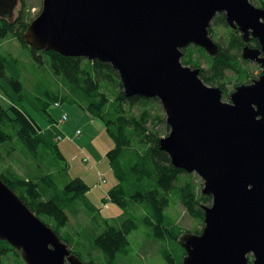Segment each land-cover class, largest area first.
I'll return each instance as SVG.
<instances>
[{"label":"water","instance_id":"1","mask_svg":"<svg viewBox=\"0 0 264 264\" xmlns=\"http://www.w3.org/2000/svg\"><path fill=\"white\" fill-rule=\"evenodd\" d=\"M20 0H0V17L14 16ZM218 13L239 28L243 57L261 75L223 99L201 69L182 62L197 44L218 56L210 34ZM39 50L108 62L125 96L159 98L170 126L159 141L176 168L198 173L204 228L180 240L183 264H264V8L250 0H43L24 33ZM0 240L26 264H87L0 177Z\"/></svg>","mask_w":264,"mask_h":264},{"label":"rangeland","instance_id":"2","mask_svg":"<svg viewBox=\"0 0 264 264\" xmlns=\"http://www.w3.org/2000/svg\"><path fill=\"white\" fill-rule=\"evenodd\" d=\"M250 1L254 5L264 8V0ZM25 2L23 5L22 1H19L14 16H12V19L8 18L10 21H17L20 9L24 8L23 16L20 15L19 20L30 22L43 8V0H25ZM222 16L223 14L219 13L212 21L211 35L225 52L238 55V70L236 68L215 69L212 75L213 84L208 82L207 84L221 86L224 90L223 99L230 101V94L235 90V87L241 83H251L252 80L261 75L262 68L259 63L243 57V49L246 45L243 33L238 27L231 26L227 22L226 16L225 22H223ZM196 46L199 45L190 44L184 49L182 62L188 61L192 66H198L202 69L206 76H210L211 58L209 56H213L206 50L207 54L204 55ZM0 53L12 54L19 60L20 79L26 89L24 98L20 100V97L14 94L13 90L7 85L5 79H0V104L3 107L19 106L18 109L30 117L39 132L48 136V140L42 143L36 156L31 154L19 142L17 136L12 141L1 143L0 174L3 175L4 172L11 170L26 179H33L38 182L43 200H50L58 197V195L62 196L66 185L71 180L76 177L83 179L86 177L84 180L90 186L88 199L97 206L98 210H90L84 199L75 201L65 208L67 222L59 231L69 248L80 254V258L87 264H183L186 250L181 245L180 240L187 232L197 233V230L201 232L205 225L204 219L201 220L191 216L179 196L172 192L170 205L165 209L163 223L170 226L175 233H178V236L176 238L167 237V235L157 237L154 233L153 224L150 223V221L155 222L151 207L131 197L136 189L149 190L150 187L147 186V183L140 185L138 188L139 185L135 183L124 184L125 207L113 202L109 192L120 183L108 157V152L115 147V141L110 136L109 131L103 123L95 120L94 123L101 126L103 133L96 141L89 146H84L81 150L79 149L80 145L75 142L68 131L67 125V136L63 138L60 135L62 134L60 125L68 119L69 122H74L76 128L82 130L79 137H85L90 126L85 121L79 122L72 114H69L70 118L68 115V119L63 122H57L53 118L54 116L52 117L53 101L62 104L61 99L64 104L76 107L75 100L83 105H86L88 100L78 93L63 76L54 75L55 72L47 55L44 56L45 63L37 65L29 49L21 44L17 36L0 37ZM120 82L121 79L118 74L116 81H103L100 84L99 92L105 94L108 99V102L104 105L106 119H116L117 116L122 114L127 117L140 116L144 111H148L152 114V120L156 124L154 126L153 121H151L149 127L160 130L162 137L168 135L170 126L167 123L166 112L159 98H149L148 105L142 104L139 100H126L122 107L123 113L116 111V107L120 106L116 98H122L123 96L121 90L125 95L123 84L122 88L119 86ZM43 87L48 90L50 95L42 90ZM62 89L67 90L65 94H62ZM56 90L59 92L53 93ZM60 95L64 96L59 98ZM47 101L50 105L45 110L44 106ZM127 130L130 132L129 129ZM56 135L58 140L55 138ZM130 136H133L132 130ZM49 139L57 145L64 155L63 157L57 154ZM127 159H130V157H127ZM45 178L49 184L46 183ZM187 181L194 184L197 194L202 193L204 180L198 173H180L176 184L181 186ZM202 203L210 205L212 199L209 203ZM51 218L54 219V217ZM129 220H133L136 226L127 236L128 253L117 254L115 258H110L96 245V240L110 227L121 229L123 224ZM50 221L52 225H55L51 219ZM18 253L19 257L12 250L1 253L0 264H26L20 251ZM249 258L250 261L253 260L252 255Z\"/></svg>","mask_w":264,"mask_h":264},{"label":"trees","instance_id":"3","mask_svg":"<svg viewBox=\"0 0 264 264\" xmlns=\"http://www.w3.org/2000/svg\"><path fill=\"white\" fill-rule=\"evenodd\" d=\"M21 1L23 5L26 3L25 0ZM23 13L24 8L19 11V19L23 16ZM8 18L12 19V17ZM8 18L0 17V37L5 38L8 35L17 36L21 44L29 49L37 65L44 64V56L47 55L55 74L63 76L78 93L88 100L86 105L75 100L76 103L88 110L94 117L100 119L107 131H109L110 136L114 139L115 147L108 152V157L120 184H117L109 192L113 202L125 207L124 184L135 183L139 185L137 186L138 188L140 185L147 183V186L150 187L149 190L136 189L131 194V197L151 207L155 222L150 221V223L153 224L154 233L157 237H165L167 235V237L176 238L178 236V233H175L170 226L163 223L165 209L170 205V195L172 192L179 196L191 216L203 220L205 212L202 208L204 204L202 202L209 203L212 197L202 193L197 194L192 182L187 181L181 186L176 184L178 175L186 171L174 167L169 155L159 148V141L162 138L161 132L149 127V123L153 121L152 114L144 111L140 116L133 115L127 117L122 114L117 116L116 119H106L104 105L108 102V99L99 90L101 82H114L117 80L118 72L111 64L100 60H90L85 57L66 56L54 50H39L32 47L25 40L24 33L35 17L30 22L19 19H16L17 21H10ZM22 18L24 19V17ZM221 19L225 22L224 15ZM210 33H212V27L210 28ZM219 46V55L209 56L211 58L210 76H206L201 69L200 76L206 83L213 84L212 75L215 69L236 68L238 70V55L228 54L221 45ZM196 47L204 55L207 54L203 48ZM184 64L192 66L188 61H184ZM18 65L19 60L12 54L0 53V79H5L7 85L21 100L24 98L26 89L21 82V72ZM192 67L198 66L193 65ZM119 86L122 88L121 82ZM221 89L223 90L222 87ZM121 94L123 95L122 98H116L120 105L116 107L118 113H123L122 107L126 100H139L144 105H148L150 101L149 98L143 96L127 97L123 94L122 90ZM53 103L55 104L54 101ZM49 105L50 103L47 101L44 109L46 110ZM18 107L16 105L3 107L0 104V144L12 141L17 136L19 142L31 154L36 156L38 155L39 147H41L43 142L48 140V136L39 132L30 117L21 112ZM153 125H156L154 121ZM127 129L130 132L131 130L133 131L132 137ZM50 143L55 148L57 154L63 157L64 155L57 145L51 140ZM127 157H130V159H127ZM0 177L64 242L66 240L59 230L67 222L65 208L68 205L84 199L90 210H98L97 206L88 199L90 186L80 177L74 178L66 185L62 196L58 195V197L50 200L42 199L38 182L33 179H26L11 170L6 173L4 172L3 175L0 174ZM45 181L49 184L47 179ZM51 217H54V219ZM50 219L55 225L50 223ZM135 226V222L129 220L123 224L121 229L110 227V229L97 238L96 245L110 258H115L117 254H127L129 250L127 236ZM197 233H200V231L197 230ZM8 250L15 251V255L19 257L18 250L13 248L7 241L0 240V254ZM70 250L81 257L73 249ZM250 264H252L251 261Z\"/></svg>","mask_w":264,"mask_h":264},{"label":"crops","instance_id":"4","mask_svg":"<svg viewBox=\"0 0 264 264\" xmlns=\"http://www.w3.org/2000/svg\"><path fill=\"white\" fill-rule=\"evenodd\" d=\"M54 75H56V74H54ZM42 90L47 95H50L46 88L43 87ZM66 91L67 90L62 89V94H65ZM58 92L59 91L56 90L53 93H58ZM69 94L71 95L70 92H69ZM63 96L64 95H60L59 98L63 97ZM57 100H59V99H57ZM60 102H62V105L60 107H56L54 104V106L51 109V112L53 113V115L52 114L51 115H52V117L54 116L53 118L55 119V121L60 122V118H61L62 113L66 112V113H68V115L72 114V116H74L75 119L78 120L79 122L85 121L90 126L86 136L85 137H79V135L82 134V130L79 128H76L75 123L69 122V119H68L65 123H62V125H60L61 130H62V134H60V135L63 138L67 136L66 129L68 128V131L71 133V136L74 138L75 142H77L80 145L79 149L82 150V148L84 146H89L90 144H92L94 141H96V139H98L101 136V134L103 133V129L101 128V126H99V124L94 123L95 120L99 121L100 123H103L100 119L94 117L88 110L84 109L83 107H81L78 104L75 107L73 105L68 106L67 104H64L63 100L61 101V99H60ZM69 118H70V115H69ZM42 122L45 123L44 120H42ZM66 125H67V128H66ZM62 127H64V129H62ZM77 130H81V133L77 134ZM55 138H57V135ZM84 179H86V177Z\"/></svg>","mask_w":264,"mask_h":264},{"label":"flooded vegetation","instance_id":"5","mask_svg":"<svg viewBox=\"0 0 264 264\" xmlns=\"http://www.w3.org/2000/svg\"><path fill=\"white\" fill-rule=\"evenodd\" d=\"M219 14V13H218ZM221 14H223L224 16H226L225 15V13H221ZM216 17V16H215ZM214 17V18H215ZM214 20V19H213ZM212 20V21H213ZM212 23L213 22H211V25H212ZM211 25H210V28H211ZM210 28H209V30H210ZM211 34V33H210ZM212 36V35H211ZM218 43V42H217ZM248 43H250V44H248ZM249 45V46H251V47H254V48H259L260 47V43H259V40H258V38H256V37H254V36H250V40L248 41V42H246V45ZM220 45V44H219ZM204 49V48H203ZM205 50V49H204ZM253 81V80H252ZM251 81V82H252Z\"/></svg>","mask_w":264,"mask_h":264},{"label":"built area","instance_id":"6","mask_svg":"<svg viewBox=\"0 0 264 264\" xmlns=\"http://www.w3.org/2000/svg\"><path fill=\"white\" fill-rule=\"evenodd\" d=\"M62 104L59 102H55L56 107H60ZM65 119H68V113L63 112L60 118V122H63ZM81 133V130H78V134ZM59 138V137H58Z\"/></svg>","mask_w":264,"mask_h":264}]
</instances>
